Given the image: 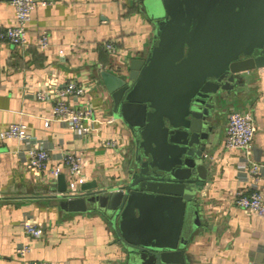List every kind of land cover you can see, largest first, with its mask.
<instances>
[{"label": "crops", "instance_id": "obj_1", "mask_svg": "<svg viewBox=\"0 0 264 264\" xmlns=\"http://www.w3.org/2000/svg\"><path fill=\"white\" fill-rule=\"evenodd\" d=\"M11 0H0V26L15 22ZM48 33V45L39 37ZM154 25L136 0H57L38 7L28 23L29 43L0 42V132L12 122L50 147L44 169L28 165V146L13 138L0 139V264H26L30 259L51 264H125L127 250L110 219L98 209L67 208L58 175L70 178L59 153L74 151L83 158L85 182L90 189L111 188L128 179L135 157V140L111 112V96L100 77L101 69L119 75L129 61L145 56ZM112 40L109 51L104 41ZM235 91L220 97L205 157L210 170L199 193L203 220L200 231L186 248V264H264V219L234 203L237 189H253L247 168L240 167V150L224 142L227 115L233 109L251 110L257 131L251 152L261 166L257 189L264 198V67L248 73ZM74 80L85 90L79 103L94 109L98 121L92 132L76 138L70 128L52 118L57 85ZM39 90L49 95L36 96ZM114 140L115 145H110ZM254 148L260 150L255 159ZM61 168L54 175L52 169ZM34 215L42 227L40 237L26 234L21 221ZM29 251L21 256L17 244Z\"/></svg>", "mask_w": 264, "mask_h": 264}, {"label": "water", "instance_id": "obj_2", "mask_svg": "<svg viewBox=\"0 0 264 264\" xmlns=\"http://www.w3.org/2000/svg\"><path fill=\"white\" fill-rule=\"evenodd\" d=\"M154 25L148 53L128 72L100 70L111 112L135 140L125 183L73 191L67 208L101 210L126 247L125 264H186L202 226L199 193L220 97L264 67V0H136ZM255 159L260 150L254 148Z\"/></svg>", "mask_w": 264, "mask_h": 264}, {"label": "built area", "instance_id": "obj_3", "mask_svg": "<svg viewBox=\"0 0 264 264\" xmlns=\"http://www.w3.org/2000/svg\"><path fill=\"white\" fill-rule=\"evenodd\" d=\"M57 0H11L15 12V22L13 25L0 26V42L7 41L17 46H24L29 43L28 23L32 19L33 12L38 7L49 6ZM39 46L48 45V33L43 32L39 37ZM103 46L109 51L115 50L112 40L104 41ZM56 98L51 107V116L44 122L49 125L52 118L57 119L64 126L70 128L76 138H82L95 128L94 124L98 119L94 115V109L88 104L79 103V98L85 90L81 84L74 80L59 84L54 89ZM48 93L39 90L36 96L46 99ZM257 131L254 113L251 110L229 111L225 126L224 142L227 149L240 150L243 155L240 157V167L247 168L249 176L253 180V189H237L234 196V203L247 209L253 214L264 219V198L257 189V182L260 179L261 164L255 161L251 152V145ZM13 138L28 146L27 162L30 167L44 169L51 159L50 147L43 140L33 136L27 131V126L21 122L10 123L0 132V139ZM115 145L114 140L109 142ZM58 159L68 166L70 178L68 188L73 191L85 182L83 172V158L74 151L59 153ZM61 168L56 166L52 169L54 175L59 174ZM21 226L26 234L32 237H40L43 233L42 227L37 223L31 213H26L21 221ZM30 249V245L21 242L17 244L16 251L24 256ZM26 264H51L48 260L30 259Z\"/></svg>", "mask_w": 264, "mask_h": 264}]
</instances>
